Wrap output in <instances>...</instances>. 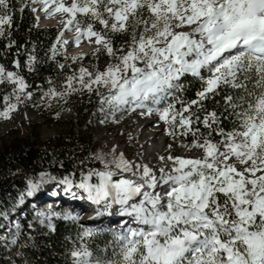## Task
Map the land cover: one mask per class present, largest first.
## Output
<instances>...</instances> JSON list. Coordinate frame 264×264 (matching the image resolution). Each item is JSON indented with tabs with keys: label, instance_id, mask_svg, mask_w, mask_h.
Wrapping results in <instances>:
<instances>
[{
	"label": "snow or ice",
	"instance_id": "obj_1",
	"mask_svg": "<svg viewBox=\"0 0 264 264\" xmlns=\"http://www.w3.org/2000/svg\"><path fill=\"white\" fill-rule=\"evenodd\" d=\"M31 4L41 5L31 8L33 13H59L66 20L49 59L68 43L61 41L63 29L75 31L77 46L86 38L97 46L94 55L109 57L103 70L81 66L78 74L66 77L63 91L50 87L46 96L87 90L99 97L100 110L107 105L113 117L121 109L155 112L167 135H191V147L203 152L196 159L161 156L165 164L159 175L113 149L111 160L95 157L103 169L82 172L79 183L73 174L40 172L28 178L21 202L56 183L65 192L83 190L105 208L118 205L121 216L136 224L116 235L119 250L112 259L94 256L83 241L95 232L86 229L80 247L71 252L72 264H264V0H0V38L9 41L7 49L16 46L11 39L16 13L23 14ZM113 34L127 39L117 47ZM21 49L27 54L23 65ZM15 55L16 71L0 64V86H11L0 95V117L5 119L32 97L21 71H35L40 63L36 50L29 52L25 45ZM187 75L202 82L190 100L182 83ZM253 76L258 93L248 90ZM222 88L244 94H225L223 111L209 110L206 105L219 103ZM228 120L231 130L225 127ZM93 176L98 183L89 182ZM158 187L167 191L162 194ZM37 216L53 228L52 218L60 213ZM20 228L19 222L11 228L0 225V247L17 245Z\"/></svg>",
	"mask_w": 264,
	"mask_h": 264
},
{
	"label": "trees",
	"instance_id": "obj_2",
	"mask_svg": "<svg viewBox=\"0 0 264 264\" xmlns=\"http://www.w3.org/2000/svg\"><path fill=\"white\" fill-rule=\"evenodd\" d=\"M31 8H33L32 4L23 14L17 12L14 18L11 39L16 41V46L9 50L5 47L9 41L0 38V64L9 71H16L13 60L17 59L15 55L17 48L25 45L29 52L36 50L40 63L35 71L30 72L25 68L21 71V75L30 86L28 91L32 92V97L27 99V103L43 114L46 106L43 97L46 96L45 93L50 87L63 91L67 76L74 72L78 74L81 66L89 70L96 68L103 70L109 62V57L105 53L94 55L96 48L87 53L70 55L66 52L64 45L63 47L58 45L59 53L54 60L49 59V49L57 43V37L61 35L64 22L53 26H39L38 16L36 12L31 11ZM80 19L84 18L80 17ZM95 27L97 30L101 28L98 24ZM113 38L117 47L127 39L122 34H113ZM63 40L64 32L61 37V41ZM26 56L25 51L21 49L19 55L21 65L25 63ZM59 64H65L66 67L60 69ZM203 74L207 75V72ZM254 81L255 76L252 82L248 83V90L258 93L261 89L254 86ZM182 83L186 90L184 95L189 100L195 98V93L202 84L198 78L191 75L185 76ZM10 91L11 86H0V95ZM225 94L239 97L244 93L243 90L222 88L220 95L216 97L219 103L209 101L206 105L208 109L212 110L215 107L223 111ZM99 106V97L87 90L70 92L62 97V108H71L83 121L87 117L92 120L94 109ZM1 118L3 117H0V121ZM232 126V121H225V127L228 130H231ZM39 128V125L28 126L24 137H15L12 140H5L0 135V225L5 228L13 227L14 222H19L21 225L18 244L10 248L0 247V264H72L71 252L82 243L81 235L84 229L78 223L64 219L63 215H60L52 218L53 230L48 227L47 221L42 222L41 218L33 213L36 204L53 199V194L61 196L65 190L64 186L53 183L54 190L40 191L31 197L25 196L23 202H21V193L26 190L27 179L40 172H48L58 177L73 174L72 179L79 183L82 172L101 170L93 156L96 144L92 136L77 135H58L44 143L39 138ZM202 131L205 135L207 134L203 128ZM171 138L182 147L192 145L191 135ZM76 175L79 176V180L75 179ZM89 182L98 183L99 180L93 176ZM29 224L32 225L31 228L28 227ZM2 235L4 233L0 232V236ZM83 242L87 243L95 257L112 259L113 251L119 250L118 241L106 232L95 233L92 237L85 238Z\"/></svg>",
	"mask_w": 264,
	"mask_h": 264
},
{
	"label": "rangeland",
	"instance_id": "obj_3",
	"mask_svg": "<svg viewBox=\"0 0 264 264\" xmlns=\"http://www.w3.org/2000/svg\"><path fill=\"white\" fill-rule=\"evenodd\" d=\"M67 2L70 3V0H67ZM32 7L40 9L41 5L32 4ZM43 13L45 12L42 10L36 12L38 16ZM54 14L58 15L56 19L57 22L54 25L66 22L65 18L59 13ZM186 29L187 28L184 30ZM63 32L64 40L68 41V43L64 45V48L68 54H72V49L76 46L75 40H70L72 35L71 31L63 29ZM96 47L97 46L94 44L93 48L95 49ZM43 100L46 101V106L42 112L43 114L30 106L27 103V99L23 103L18 104L16 110L10 112L8 119L1 118L0 135L5 140H12L15 137H24L27 134L28 126L39 125V138L44 143L49 142L53 137L58 135H77L79 137L92 136L93 142L96 144V149L93 154L94 160L98 163L101 170L103 169V165L95 157L103 156L111 160L113 149H115V155L123 153L125 158L129 161L133 162L136 160V163L147 164L154 169L157 175H159V169L165 164V162L159 159L161 156L166 159L170 155L192 159L202 158L201 149L193 148L191 145L182 147L174 142L173 139L165 133V125L159 120L155 112L150 115L153 120L145 131L149 132L158 125H161L162 130L159 139L163 141L162 151L157 153V158L153 159V156H151L147 160V156L143 153L137 156L138 150L133 145L134 143H132V146H127L132 135L130 132L126 133L127 129L124 128V123L131 112L137 111L138 108H130L128 110L121 109L119 112H116L113 117V114L107 111V105L104 106L105 111L102 112L100 110V104L98 108L94 109L93 119L90 120V117H87L83 121L77 117L75 111L71 108H62V97L44 96ZM59 107L61 108L59 109ZM139 110L146 111V109ZM102 120L105 122L101 123ZM124 150L127 151L124 153ZM170 168L171 165L169 164L168 170H170ZM119 178V176L113 177V179ZM75 179L79 180V176L76 175ZM52 184L53 183L46 184L41 191L45 192L46 189L53 186ZM52 190L54 189L52 188ZM156 191L163 194L167 189L158 187ZM52 198L53 199L48 200V202L42 201L39 205L36 204L33 208V213L37 215L38 212L54 211L63 216L65 214L76 216L78 219L73 221L83 227L84 231L90 229L94 230L95 233L106 232L113 238H116V235L121 232L120 228L126 227L127 225H136L130 217L121 216V209L118 205L105 208L103 203L97 204L89 200L87 194L78 188H74L70 192H65L64 190L61 196L53 194ZM73 207L75 210L71 209ZM83 212H88L91 216L84 219L82 216ZM13 222L14 221H12V223Z\"/></svg>",
	"mask_w": 264,
	"mask_h": 264
},
{
	"label": "bare ground",
	"instance_id": "obj_4",
	"mask_svg": "<svg viewBox=\"0 0 264 264\" xmlns=\"http://www.w3.org/2000/svg\"><path fill=\"white\" fill-rule=\"evenodd\" d=\"M57 16V14L46 15L45 13H43L41 15V23L43 24V26L54 25L57 22ZM38 25L41 26L40 24ZM71 34L72 35L70 40H75V31L72 30ZM75 45L76 46H74L73 49L79 51H88L94 47V44H90L86 38L81 39L79 46H77V44ZM139 109L140 108H138L137 111H132L124 123V128L127 129L126 133L130 132L132 135L131 140L127 143V146H132V143H134L133 145L138 150L137 156L143 153L147 156V160L151 156H153V159H155L157 158V153L162 151L163 141H160L159 139L162 127L161 125H158L153 130L146 132L145 129L148 128V125L152 122L153 118L150 115H141V112L144 111ZM126 151L127 150H124L123 152L125 153ZM134 163H136V160L134 161ZM82 216L84 217V219H86L91 215L88 212H83Z\"/></svg>",
	"mask_w": 264,
	"mask_h": 264
},
{
	"label": "water",
	"instance_id": "obj_5",
	"mask_svg": "<svg viewBox=\"0 0 264 264\" xmlns=\"http://www.w3.org/2000/svg\"><path fill=\"white\" fill-rule=\"evenodd\" d=\"M38 21H39L40 24H42V23H41V15L38 16Z\"/></svg>",
	"mask_w": 264,
	"mask_h": 264
}]
</instances>
